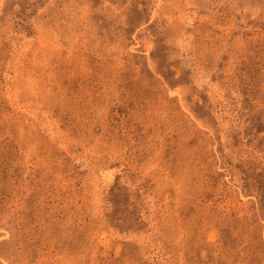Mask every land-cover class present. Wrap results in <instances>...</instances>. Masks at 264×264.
Here are the masks:
<instances>
[{"label":"rangeland","instance_id":"1","mask_svg":"<svg viewBox=\"0 0 264 264\" xmlns=\"http://www.w3.org/2000/svg\"><path fill=\"white\" fill-rule=\"evenodd\" d=\"M0 264H264V0H0Z\"/></svg>","mask_w":264,"mask_h":264}]
</instances>
